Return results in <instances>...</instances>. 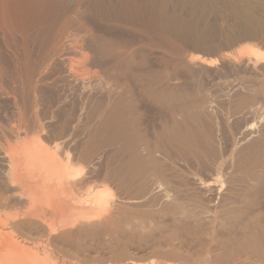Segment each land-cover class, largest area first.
I'll return each instance as SVG.
<instances>
[{
	"label": "bare ground",
	"instance_id": "bare-ground-1",
	"mask_svg": "<svg viewBox=\"0 0 264 264\" xmlns=\"http://www.w3.org/2000/svg\"><path fill=\"white\" fill-rule=\"evenodd\" d=\"M98 2L105 29L85 0L62 12L57 0H0V28L6 36L17 34L23 48V55L13 58L20 100L14 115L0 121V264L63 258L65 251L59 249L57 256L51 246L85 235L104 237L117 263L129 258L130 247H149L152 231L170 236L165 241L160 235L152 244L165 241L168 252L157 245L161 252L156 255L167 264L191 259L197 264H264V135L231 160L207 152L196 165L205 174L192 176L195 187L173 183L156 153L178 142L193 146L188 121L200 113L191 114V103H182L177 71L169 73L159 60L150 67L143 45L115 30L144 28L149 13L159 15L153 12L157 0ZM117 12L125 17L115 18ZM36 46L42 48L38 59ZM244 49L241 62L256 70L264 54ZM181 59L178 54L177 62ZM189 61L205 63L193 53ZM47 84L57 89L58 113L43 117L39 93ZM238 105L242 117L261 109L248 96ZM154 106L168 116L161 117L160 128L151 129L145 117ZM182 111L186 123L180 122ZM53 121L59 122L55 131L50 130ZM250 130L239 131L241 145L257 138ZM13 205L26 209L1 211ZM181 233L197 244L188 245L186 254L174 243Z\"/></svg>",
	"mask_w": 264,
	"mask_h": 264
},
{
	"label": "rangeland",
	"instance_id": "rangeland-1",
	"mask_svg": "<svg viewBox=\"0 0 264 264\" xmlns=\"http://www.w3.org/2000/svg\"><path fill=\"white\" fill-rule=\"evenodd\" d=\"M57 1L61 5L57 9L58 12L60 10L62 12L64 9L72 7L79 2V0ZM85 2L89 4L95 18L100 22L101 28H107V25L102 21L105 13L101 9L100 2L98 0H85ZM95 7L100 10L98 11ZM156 8L159 12L157 10L153 12L159 15L150 17L152 12L149 13L150 16L148 15L147 18L150 21L147 20L145 27L141 28V30H126L117 26H115V30L121 36L124 35L122 37L125 39L131 42L136 41L135 43L139 42L143 45V50L145 53L147 52L146 55L151 60L150 67L157 64V60H159L165 61L166 71L169 73L177 71L182 103L184 101L183 104H185V101H187V103L193 105V107L188 105L189 110L193 111L194 109V112L190 110L191 114L200 113V118L188 121L191 128V134L188 136L193 140H191L193 146H183L178 142L177 144L168 145L169 147H166L165 150L156 153L159 166L161 165L160 167L169 175L168 177L172 178L173 183H177V186L193 188L195 185L193 184L192 176L205 174L204 169L196 167L197 162L202 159L204 160L208 156V153H216L214 154L215 156H222L224 160H231L238 151L240 152V150L248 147L254 140H258L257 142H259V139L264 135V62L258 64L256 70H252L241 62L243 60L245 62V58L241 54L245 50L244 48H252L264 54V0H157ZM124 17L125 14L122 12H119V14L117 12L115 15V18L119 20ZM42 36L44 37L45 34ZM3 40H7V42ZM13 41L17 43L13 44ZM18 45L20 46L22 43L21 38L17 34L14 33L6 36L0 28V67L2 73L0 77L1 122H6L14 115V107L20 100V81L17 77V72L15 73L17 71V68H15L17 60L14 59L23 55V48ZM34 49V55L38 59L42 48L36 46ZM192 53L193 55H198L205 63L198 61L191 62L192 66L189 61V56ZM178 54L182 58L179 63L177 62ZM54 73L55 71H52L50 74L54 75ZM53 85H43V90L42 87L40 89V115L43 117L50 115L53 111L56 114L58 113L54 107L57 101V89ZM235 86L237 89L233 91ZM244 96L254 99V102L260 106L261 111L259 110L257 115L246 117L237 115V112L240 110L238 101ZM195 110L198 112L196 113ZM147 113L149 114H146L145 120L149 123L151 129L155 127L160 128L161 120L168 116V112H165L158 106L152 107L151 111ZM183 113L182 111L179 119L180 122L186 123V113ZM162 116L163 118L161 119ZM58 125V121H53L50 130L55 131ZM245 126H250V131L252 133L255 132L257 138H252L246 141L247 144L241 145L239 131ZM207 142H210L209 146H206ZM194 166L196 169L193 168ZM2 171L0 161V175ZM223 179L224 177H222ZM111 187L114 190V194H117V188L115 186ZM19 209L24 211L26 208L13 205L7 210H2L1 208V211L16 212ZM163 220L161 219V221ZM164 221L169 223V221ZM217 230L219 232L221 229L216 228L213 230L214 233ZM159 233L157 231L150 232L148 237L150 246L147 247L149 250L142 248L145 249L142 252L140 249H137L138 246L130 247V250L128 249L129 258L117 263L112 258L114 255L106 249L107 240L104 237L101 235H85L75 243H55L57 245L54 246L56 249L51 246L52 249L57 251V256L59 255V249L64 250L63 258L49 259L44 264H165L166 261L159 257L160 255L157 256L156 253L161 252L162 249V251L168 252L169 248L166 247V244L164 245V242L170 236H166V232ZM222 233H225L223 229ZM222 233L220 232L219 234ZM160 235L165 236V241L152 245L154 242L156 243L157 239L159 240ZM179 237V242L174 241V243L176 246L180 245L183 248L181 249L183 253L187 250L188 245L194 248L197 247V244H192L191 235L181 233ZM168 241H170V238ZM183 243L187 245L184 246ZM156 246L157 249L158 247L162 249L157 250ZM43 256L44 253L42 252L41 257ZM188 256H195V254L191 253ZM191 260V263L187 261L186 264H197L195 260ZM177 264H181V262H177Z\"/></svg>",
	"mask_w": 264,
	"mask_h": 264
}]
</instances>
